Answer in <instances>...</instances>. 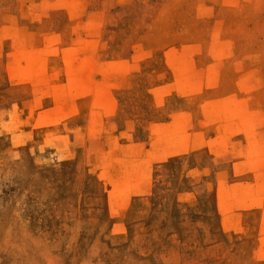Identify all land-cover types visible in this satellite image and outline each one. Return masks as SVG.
<instances>
[{"label": "rangeland", "instance_id": "1", "mask_svg": "<svg viewBox=\"0 0 264 264\" xmlns=\"http://www.w3.org/2000/svg\"><path fill=\"white\" fill-rule=\"evenodd\" d=\"M0 264H264V0H0Z\"/></svg>", "mask_w": 264, "mask_h": 264}]
</instances>
